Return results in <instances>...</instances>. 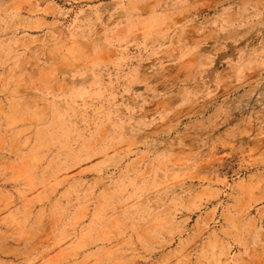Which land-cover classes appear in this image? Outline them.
<instances>
[{
  "label": "rangeland",
  "instance_id": "1",
  "mask_svg": "<svg viewBox=\"0 0 264 264\" xmlns=\"http://www.w3.org/2000/svg\"><path fill=\"white\" fill-rule=\"evenodd\" d=\"M0 264H264V0H0Z\"/></svg>",
  "mask_w": 264,
  "mask_h": 264
}]
</instances>
